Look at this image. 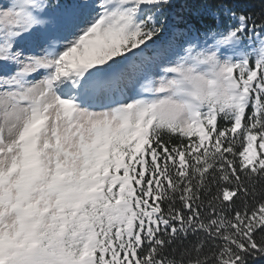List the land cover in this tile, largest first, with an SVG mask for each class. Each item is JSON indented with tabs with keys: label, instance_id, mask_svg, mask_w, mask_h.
<instances>
[{
	"label": "snow or ice",
	"instance_id": "1",
	"mask_svg": "<svg viewBox=\"0 0 264 264\" xmlns=\"http://www.w3.org/2000/svg\"><path fill=\"white\" fill-rule=\"evenodd\" d=\"M252 3L0 2V264L264 259Z\"/></svg>",
	"mask_w": 264,
	"mask_h": 264
},
{
	"label": "trees",
	"instance_id": "2",
	"mask_svg": "<svg viewBox=\"0 0 264 264\" xmlns=\"http://www.w3.org/2000/svg\"><path fill=\"white\" fill-rule=\"evenodd\" d=\"M184 3H185V0H174V8L172 9V11L180 12L181 6ZM189 3H192V0H189ZM251 8L253 11L259 12L261 9V5L259 4V0H253ZM193 11H195V6H193ZM182 14L185 16L190 15L188 12H184ZM190 18L193 20V22H196L195 16H191ZM249 264H264V259H262V258L250 259Z\"/></svg>",
	"mask_w": 264,
	"mask_h": 264
},
{
	"label": "rangeland",
	"instance_id": "3",
	"mask_svg": "<svg viewBox=\"0 0 264 264\" xmlns=\"http://www.w3.org/2000/svg\"><path fill=\"white\" fill-rule=\"evenodd\" d=\"M0 2H5V0H0Z\"/></svg>",
	"mask_w": 264,
	"mask_h": 264
}]
</instances>
